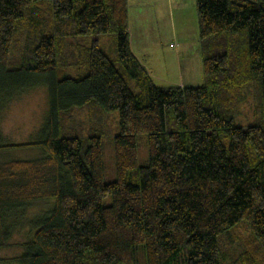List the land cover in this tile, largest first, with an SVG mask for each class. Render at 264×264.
Instances as JSON below:
<instances>
[{
  "label": "trees",
  "instance_id": "obj_1",
  "mask_svg": "<svg viewBox=\"0 0 264 264\" xmlns=\"http://www.w3.org/2000/svg\"><path fill=\"white\" fill-rule=\"evenodd\" d=\"M128 6L0 0V113L40 85L50 100L38 139L0 138V150L38 147L53 170L21 160L0 174V249L9 215L55 200L35 217L23 253L0 264H264V0H196L204 80L183 87L156 85L135 56ZM249 103L262 120L238 125ZM85 108L92 125L83 133L73 113ZM112 111L116 178L106 182ZM142 133L149 157L140 164Z\"/></svg>",
  "mask_w": 264,
  "mask_h": 264
},
{
  "label": "rangeland",
  "instance_id": "obj_2",
  "mask_svg": "<svg viewBox=\"0 0 264 264\" xmlns=\"http://www.w3.org/2000/svg\"><path fill=\"white\" fill-rule=\"evenodd\" d=\"M173 5L174 9L172 10ZM173 5L170 6V12H173L168 11L166 13L163 23L158 21L155 16L153 5L148 8L151 15L148 16L147 20L144 19L147 23H141L137 17L132 30L134 36L131 39V45L137 56L150 69L151 77L159 86L200 85L203 83L204 75L201 64L202 42L198 31L196 0H183L179 6L178 4ZM134 10L136 15L141 12L147 15V11L141 8V4L136 6ZM181 14H184L182 16L184 18L180 20ZM100 46L109 57L116 61L117 45L114 44L113 36H102ZM49 109L50 100L47 85H40L22 93L11 100L0 113V138L4 139L3 141L7 144L31 143V141L38 139L36 135L39 134ZM108 113L111 116V119L108 120L110 127L102 133V146L104 179L106 182H111L116 178L113 144L114 137L119 132V112ZM73 114L74 125H79L82 132L85 133L92 125L91 113L85 108L80 112L74 111ZM235 118L238 125L258 123L262 120L260 112L252 103L245 104ZM137 145L138 162L140 164L146 163L149 157V144L145 133L138 135ZM21 160H34L43 166V170L53 171L51 166L49 167L42 149L20 147L19 149L0 150V174H5L6 167L11 163ZM3 185L6 186L5 182ZM2 189L4 186L1 187ZM54 202L55 200L51 199H36L27 204L23 210L9 215L6 224L11 229V235L7 245L0 249V259H11V257L23 253L25 242L30 240L35 233L33 223L35 217L50 210ZM103 202L110 204L112 202L111 197H105ZM238 229L242 236L250 238L247 227L245 229L239 227Z\"/></svg>",
  "mask_w": 264,
  "mask_h": 264
},
{
  "label": "crops",
  "instance_id": "obj_3",
  "mask_svg": "<svg viewBox=\"0 0 264 264\" xmlns=\"http://www.w3.org/2000/svg\"><path fill=\"white\" fill-rule=\"evenodd\" d=\"M128 1H129V6H128V12H129V14H128L129 31H128V34H129V41H130V45H131V39L134 36L132 30H133V26L136 24L135 20L138 17L141 23H143V22L147 23L146 21H144V19L147 20L148 19V16L151 15V11L148 10V8L150 7V5H153V10H155V16L158 18V21H160V22L163 23V22H165L164 21V17L166 15V13L168 11L170 12V9H171L170 6L173 5V4H178V6H179L180 3L183 0H175V1L174 0H154V1H151V0H128ZM148 2H149V4H148ZM140 4H141V8H143L144 11H147V13H146L147 15H145V13H143V12H141V13H138L137 12L138 13L137 15L134 13V11L136 10V9L134 10V8H136V6H138ZM173 9H174V5H173L172 10ZM171 12H173V11H171ZM183 15L184 14H181V16L179 17L180 20H181V18H184V17H182ZM131 48L133 50L132 45H131ZM133 52H134L135 56H137V54L135 53L134 50H133ZM137 58H139L140 62L144 66H146L145 63L141 60V58L139 56H137ZM146 68L148 69V71H149V73L151 75L150 69L147 66H146ZM156 85H158V84H156ZM178 86H182L183 87V85H181V84H179Z\"/></svg>",
  "mask_w": 264,
  "mask_h": 264
}]
</instances>
